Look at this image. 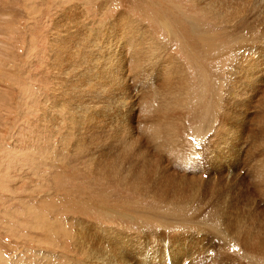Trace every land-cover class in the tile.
<instances>
[{
  "label": "rangeland",
  "instance_id": "1",
  "mask_svg": "<svg viewBox=\"0 0 264 264\" xmlns=\"http://www.w3.org/2000/svg\"><path fill=\"white\" fill-rule=\"evenodd\" d=\"M232 1L241 9L223 27L217 20L215 23L205 16L196 0H0V264H64L65 256L74 254L68 241L67 246L64 245L61 232L70 225L68 221L69 224H64V219L82 218L92 223L87 229L90 246L85 249L91 256L99 257L101 253L107 254L99 247H106L115 235L125 237L121 242L125 247H132L137 242H147L149 226L168 235L171 224L181 217L151 198L138 197L94 177L88 169L92 166L90 161L104 154L105 144L111 141L106 137H89L88 133L101 129L99 124L91 123L87 127L74 119L75 114L69 113L71 106L79 101V98H75L76 101L71 98V106L67 101L73 91L68 77L74 68L55 59L54 48L61 47L68 34L65 32L70 34L78 30L81 35L69 39L70 43L75 40L71 45L75 43L76 46L70 56L74 59L80 52L84 59L85 50L92 49V60L100 64L106 62V55L101 53L94 39L100 37L97 28L105 25L104 33L108 35L124 33L127 26L116 22L118 14L129 16L149 31L166 45L164 52L174 55L184 66L190 95L186 103L189 107L183 110L186 117L183 121L193 133V127L206 115L211 100L204 80L211 77L214 97L218 94L225 97L221 109L225 110L227 125L231 126L226 144L218 149L211 138H206L209 132L203 136L205 131L199 137L190 136L197 151L188 155L190 161L187 158L184 162L187 161L186 172L193 167L194 173L203 179L214 181L223 176L228 194L227 197H214L210 205H205L208 199L200 196L202 204L198 205V210L215 208L219 214L227 216L232 210L227 199L240 201L241 219L248 210H254L255 205L264 209V202L258 198L253 206L249 204L250 208L249 201L242 196L245 187L251 188L250 169L255 163L251 156L264 149L263 127L257 125V119L264 113V0ZM170 29L178 34L181 32L182 38ZM247 29L249 36L259 40L257 46L244 42L239 47H243V53L245 49L251 53L241 56L237 51L238 56L231 50L239 42L228 35L236 37ZM200 35L210 36L212 48L208 52L199 40ZM134 56L129 54L128 58ZM240 71L250 72L255 77L251 89L245 85V79L240 78ZM147 75L135 82L129 75L127 101L138 102L139 91L147 83L157 88V75L151 71ZM220 77H223L222 84L218 81ZM226 82L227 92L222 95ZM195 101L201 105V113L193 116L187 110H193ZM104 130L103 134L107 135V129ZM89 142L98 143L93 144L92 154L84 150ZM256 142L259 145L256 146ZM217 154L219 158H214ZM168 162L171 163L166 167L176 166L173 157H168ZM243 201L246 203L242 204ZM105 227L107 231H102ZM106 232L111 233L110 238ZM143 233L146 237L139 236ZM186 235L195 237L182 232L179 237L186 239ZM209 237L206 236L207 240ZM53 241L59 246L53 247ZM80 260L83 262L86 257Z\"/></svg>",
  "mask_w": 264,
  "mask_h": 264
},
{
  "label": "bare ground",
  "instance_id": "2",
  "mask_svg": "<svg viewBox=\"0 0 264 264\" xmlns=\"http://www.w3.org/2000/svg\"><path fill=\"white\" fill-rule=\"evenodd\" d=\"M196 1L202 13L209 20L212 22L217 20L223 27L230 22L231 16L241 9V7L234 6L232 0ZM242 1L239 0V2ZM116 22L127 26L121 35L104 33L107 29L106 25L97 28L100 37H104L94 39L96 46L107 57L106 62L102 64L92 60L94 52L92 49L89 52L85 50L84 59L80 56V52L75 55L74 59L70 56V52H73V48L76 46L75 43L71 45L75 40L70 43L69 39L81 35L77 32L78 30L70 34L65 32L68 34L63 38L61 47L54 48L55 59L58 58L62 60V63L65 62L67 66L74 68L71 70L70 78L68 77L70 88L73 91L70 96H67V101L69 106L73 102L70 100L71 98H74V101H76L75 98H79V101L77 100V104L71 106L69 113L70 115L75 114L74 119L79 120L87 127L91 123L99 124L101 129L89 131L91 132L88 133L89 137H106L107 140L109 139L108 141H111V143L105 144L104 154H100L98 159L90 161L92 166H89L88 169L94 177L105 180L111 185H118L138 197L151 198L162 205L164 209L178 212L177 214L181 217L178 222L171 224L168 235L159 228L150 229L149 226L147 242H137L132 247H125L126 245L121 242L125 237L121 238L118 235L111 237V233L106 232V235L111 237V241H108L106 247H99L100 250H105L107 253L105 255L101 253L99 257L91 256L85 249L90 246L89 241L91 240L88 239L87 229L92 223L87 219L82 220V218L74 219V221L64 219L62 221L64 224L65 222L70 223V225L66 224L69 228L64 227L61 232L65 238L64 245L67 246L69 242V247L74 252L72 256L68 254L65 256L64 264H84L85 261L90 264H227V262L231 264H264V209L260 210L256 205L253 206L257 198L260 202H264V149L251 156L255 162L250 169L249 181L251 182L249 185L251 188L245 187L242 195L245 200L249 201L247 205H252L254 210H248L241 219L239 215L241 206L238 204L240 201L230 202V199H227L229 200L227 202L232 206V210L227 212V216L219 214L215 208L199 211L197 207L202 204L200 196L208 199L205 205H210L214 197L221 195L227 197V183L223 182V176H218V180L214 181L203 179L200 174L194 173L196 170L193 167L186 172L188 166H186L187 161L184 162V160L190 158L189 154L192 155L197 151L193 145L194 139L190 136L199 137L200 133L205 131L202 133L203 136L205 137V134L209 132L206 138H211L218 149L221 148L220 145L226 144L227 131H231V126L227 125L226 112L221 109V105L225 104V97L223 98L218 93L214 97L215 91L212 92L211 89L213 87L211 77L204 80L211 93V100L206 115L201 116V121L196 123V127H193L192 130L195 131L193 133L186 126L187 122L183 121L186 118L183 110L186 111V103H188L190 95L188 73L184 66L174 55L164 52L167 50L165 49L166 45L156 40L149 31L130 19L129 16L118 14ZM60 23L63 22L60 21ZM237 24L239 25V23ZM170 31L173 30L170 29ZM249 33L247 29L246 33L238 34L240 37L228 35V37H233L235 42H239V45L231 50L233 53L240 51L241 56H248L251 53L248 49H245L243 53V47H239L248 41L256 45L259 39H254L248 35ZM174 34L178 38H182L181 32L180 34L174 32ZM208 35L199 36L206 52L212 48L209 45L210 36ZM81 48L85 49L83 46ZM61 49H65V51H60ZM125 50L127 53L124 55L122 51ZM164 53L166 56L163 55ZM129 54L135 56L128 58ZM224 57H227V51L224 53ZM244 70L246 71V69ZM150 71L157 75V88L155 89L152 84L147 83L141 92L139 91L138 102L127 101L126 96L129 94L127 89L130 86L126 83L129 82V75L132 76L131 81L135 82L148 76ZM238 73L241 79H245V85L251 89L256 81L255 77H252L250 72L240 71ZM209 74L211 73L209 72ZM222 80L223 77L218 78L220 84H222ZM227 87L226 82L222 95L227 92ZM194 103V108L190 107L193 110L189 111V108L187 110V113L193 116L201 113L199 102L195 101ZM136 105L138 106L136 107ZM77 106L79 107L77 108ZM76 108L80 109L78 114H76ZM257 125H262L264 132V113L260 114L257 119ZM104 129H107V135L103 134ZM91 142L88 146L86 145L88 148L85 146L84 150L89 153L91 151L92 154L95 151L92 149L93 144L96 142ZM257 145L259 144L256 142ZM163 153H166L170 158L173 157L176 166L166 167L171 162H168V157ZM214 158H219V154ZM215 172L217 173V170ZM234 198L236 200V196ZM244 202L246 203L243 201L242 204ZM242 220L243 224H241ZM102 229V231H107L106 227ZM181 232L195 237L186 235L187 238L182 239L179 237ZM143 234H139V236L146 237L145 233ZM206 236H210V239L207 240ZM213 239L216 240V244ZM66 241L68 242L66 243ZM53 245L55 248L59 246L55 241H53ZM81 257H86V260L82 262Z\"/></svg>",
  "mask_w": 264,
  "mask_h": 264
}]
</instances>
